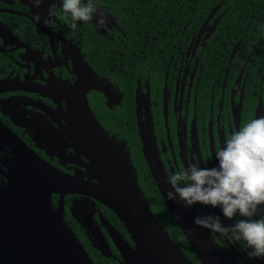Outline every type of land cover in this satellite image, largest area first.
Returning a JSON list of instances; mask_svg holds the SVG:
<instances>
[{
	"label": "flooded vegetation",
	"instance_id": "1",
	"mask_svg": "<svg viewBox=\"0 0 264 264\" xmlns=\"http://www.w3.org/2000/svg\"><path fill=\"white\" fill-rule=\"evenodd\" d=\"M131 1L99 0L103 25L78 21L73 31L59 16L55 30L33 21L34 14L58 12L57 0L38 7L29 0H0V124L44 162L87 178V159L78 149L82 135L75 129L90 120L82 108L85 96L95 119L132 162L139 186L151 180L160 195L152 170L165 178L191 162L210 166L230 131L264 115V12L230 22L217 6L196 23L180 27L174 21L162 28L137 19ZM0 153V184L14 189L9 177L25 175L2 138ZM57 199L53 193V206ZM63 205L64 220L90 261L119 264L102 218L133 242L110 209L80 193L65 194ZM187 210L192 216L218 214L200 205ZM83 223L103 233L109 256ZM198 229L221 264H264L250 260L242 245ZM180 233L187 247L172 241L193 264H203Z\"/></svg>",
	"mask_w": 264,
	"mask_h": 264
},
{
	"label": "water",
	"instance_id": "2",
	"mask_svg": "<svg viewBox=\"0 0 264 264\" xmlns=\"http://www.w3.org/2000/svg\"><path fill=\"white\" fill-rule=\"evenodd\" d=\"M82 108L90 122L84 119L81 127H74L82 135L78 149L87 159L82 163L87 178L67 175L44 162L0 124V138L8 143L25 175L20 180L9 177L14 189L0 184V264H93L64 220L67 193L97 200L122 222L133 245L102 218L120 253L119 264H193L156 219L135 167L95 119L85 96ZM152 172L167 210L196 256L203 264H221L204 234L193 225V216L187 208L164 198L169 186L156 170ZM53 193H58L55 206ZM177 215L182 219L177 220ZM83 225L95 235L102 254L109 256L103 233Z\"/></svg>",
	"mask_w": 264,
	"mask_h": 264
},
{
	"label": "clouds",
	"instance_id": "3",
	"mask_svg": "<svg viewBox=\"0 0 264 264\" xmlns=\"http://www.w3.org/2000/svg\"><path fill=\"white\" fill-rule=\"evenodd\" d=\"M29 3L38 7L44 0ZM57 3L58 12H50L43 18L34 14L33 21L55 30L59 16L73 31L77 30L78 21H94L90 27L104 23L106 14L99 0H57ZM260 33L264 35V26ZM213 160L210 166L191 162L166 175L164 181L169 190L163 193L164 198L184 208L200 205L218 209V214L193 216V225L242 245L250 260L264 259V115L247 119L230 131L216 147ZM176 219L182 217L177 215Z\"/></svg>",
	"mask_w": 264,
	"mask_h": 264
},
{
	"label": "trees",
	"instance_id": "4",
	"mask_svg": "<svg viewBox=\"0 0 264 264\" xmlns=\"http://www.w3.org/2000/svg\"><path fill=\"white\" fill-rule=\"evenodd\" d=\"M133 6V7H132ZM219 6V11L223 12V20L233 21L237 16L248 19L249 15L264 12V0H132L131 8L137 14V19L148 22L149 25L154 23L162 24L159 27L170 28L171 23L177 21L180 27L185 25L187 20L196 23L202 15L210 9ZM240 19V21H241ZM142 23V24H143ZM186 26H189L187 23ZM142 188L149 202L151 210L160 225L167 231L169 236L175 237L181 247H187L186 242L181 237V233L174 223L170 213L165 207L155 185L151 180L142 184ZM110 217L113 218L121 228L125 236L127 232L122 222L111 211L108 210ZM100 264H116L113 259H106Z\"/></svg>",
	"mask_w": 264,
	"mask_h": 264
}]
</instances>
